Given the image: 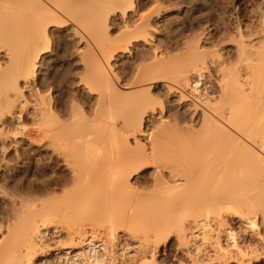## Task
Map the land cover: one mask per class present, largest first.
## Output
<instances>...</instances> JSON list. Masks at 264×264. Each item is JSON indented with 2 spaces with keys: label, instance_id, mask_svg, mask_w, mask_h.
I'll return each instance as SVG.
<instances>
[{
  "label": "bare ground",
  "instance_id": "bare-ground-1",
  "mask_svg": "<svg viewBox=\"0 0 264 264\" xmlns=\"http://www.w3.org/2000/svg\"><path fill=\"white\" fill-rule=\"evenodd\" d=\"M137 1L0 0V170L66 172L1 186L0 264H264V0L224 22L235 61ZM62 34L67 96L43 74Z\"/></svg>",
  "mask_w": 264,
  "mask_h": 264
},
{
  "label": "rangeland",
  "instance_id": "rangeland-1",
  "mask_svg": "<svg viewBox=\"0 0 264 264\" xmlns=\"http://www.w3.org/2000/svg\"><path fill=\"white\" fill-rule=\"evenodd\" d=\"M137 2H138L137 6H139V8H140V9H138V8L137 9L139 11H141V13H142V11L143 12L149 11L148 9H151V6L154 7L155 4H157L155 2V0H138ZM255 2H256L255 0H217V1L216 0H174V4H172V5H170V4L168 5L167 4V6H168V8L169 7L171 9L173 8L174 13L177 14L178 19H179L178 20V27H177L178 30L176 29V32H175L176 33V39L175 40H178V43L182 46L184 43H186L188 41L195 40V39L197 40L198 38H200L201 40L200 39L199 40L200 41L203 40V41L200 43V41L198 40L199 43L203 47L204 46H205V48L207 47L206 50H209L208 53H210V52L212 53V50L214 49V47H216V52L219 49L220 50L222 49L224 56H226V54L228 55L230 53V55H229L230 57L229 58H231V59L233 58L234 59L233 61H235L236 58L234 56L236 55V52L234 51L235 48H233L234 45H232V43H228V42L226 43L227 39L224 40V38L226 37L225 34H224V38H222L223 37L222 36L223 33H225V28H224L225 24H224V22L227 21L228 17H232L233 19H235L234 21H239L240 23H242V21L245 22L246 20L249 19L251 6ZM165 6H166V4H165ZM224 13H226V14H224ZM164 18L160 19V23L162 25L160 24L161 27H160L159 31H161V29H163L164 30V31L162 30L163 33L164 34L165 33L168 34V29H169L170 25H168V23H169L168 22V18L165 19V20H164ZM165 21L167 23L163 24V23H165ZM220 31H222V32H220ZM220 33H221V35H220ZM67 36L68 35L62 34V35H60L59 38H57V42L54 45V50L50 54H48V57L46 59V63H45V66H44L45 69L43 68V74H45L44 72H46L47 70H50V69L52 70V68H51L52 66H55L56 74L60 72L61 79L59 77V79H60L59 81H60L61 85H64L63 87H64V89L66 91V96L70 95V91L71 90H70V87H68L67 83H64V84L62 83V80H63V78H66V76L70 77V75L67 73V70L69 68H74L75 69L78 66V64H77V66H75L76 62H74L75 61V57L77 56V52H78V50H77L78 45L74 41V39H72V37H69V36L67 37ZM219 41H221V42L223 41V43L224 42L225 43L222 45V43L219 42ZM216 42H217L216 46L212 47L213 46L212 44L214 43V45H215ZM219 43H221L220 44V46L222 45L221 47L217 46V45H219ZM218 47H219V49H218ZM205 48H204V50H205ZM222 51H221V54H222ZM77 69H78V67H77ZM79 70H77V72ZM75 71H76V69H75ZM74 73H76V72H74ZM60 83H58V84H60ZM65 86H66V88H65ZM45 92H47V91H45ZM80 95H81V98H82L83 101H85L86 103L88 102L87 105L89 107L93 106V101L91 99H89L90 98L89 96H87L85 93H82ZM62 97H63V95H62ZM63 98L65 99L66 97L64 96ZM176 104L177 103H173L169 107V109L171 111H174V112H182V109L179 108V106L176 105ZM23 117H24L23 118L24 127L27 130H30V128L32 130V127L34 126V125H32L33 124V119L27 114H23ZM1 126H2V124L0 125V127ZM3 127H1V128L3 129ZM1 128H0V130H1ZM6 128L7 127H5L4 130H6V132H7ZM33 129H34V127H33ZM3 132L5 133V131H3ZM1 148H2V146H1V143H0V149ZM30 148H32V149L35 148L34 150L38 149L37 151L43 150L42 147L37 146L35 144L32 145ZM45 152L46 151H42V152L40 151V154H42V155L39 157V159L41 161H44V160L47 161L48 160L47 159L48 154H47V152L46 153ZM12 157L13 156H11V157L10 156H6L5 157L6 160H9V159L11 160V162L9 160V162L11 163L10 170H5V171H1L0 170V183H2V184H0V189H2L1 186H3V189L7 188L8 191L11 190L12 189L11 186L13 185L12 181L15 178H17V179H25V180L27 178H29L31 180H34L35 178H38L39 180L48 179V178H50V174H51L50 171H52V170H49V169H53L55 167V166H53L51 168L49 164L45 165L46 167L44 165H40V164H38L39 163L38 162V156L37 157L36 156H32L31 157L32 162H31V160H30V162H31V164L33 163L31 165L32 166L31 168H33V169H31L29 167V163L30 162L22 164L20 162H16L17 160L14 161L15 157H13L14 159ZM43 157L45 159H43ZM1 158L3 159V156L1 155V150H0V162L2 161ZM11 158L13 159V161H12ZM36 167H38V168H36ZM61 168L62 167L56 166L55 169H53V171L56 172L54 174L55 176H58V175L59 176H61V175L64 176L65 175V173H66L65 170H63ZM37 170H38V172H37ZM62 173H64V174H62ZM9 176L12 179L11 178L9 179L8 178ZM39 177H41V179ZM7 180H10V181H7ZM7 189H5V190H7ZM4 199L6 200V198H2V199L0 198V212L5 211L4 210L5 209L4 208L5 207ZM2 231H4V229ZM172 260L173 259L167 260L166 264H171V263L172 264L173 263L174 264H178L179 262L181 263V262L185 261L182 258V256H179L178 260L177 259L175 261H172ZM179 260H181V261H179Z\"/></svg>",
  "mask_w": 264,
  "mask_h": 264
}]
</instances>
